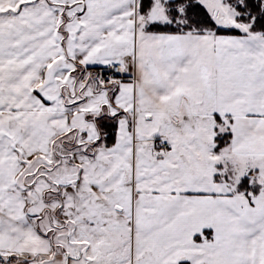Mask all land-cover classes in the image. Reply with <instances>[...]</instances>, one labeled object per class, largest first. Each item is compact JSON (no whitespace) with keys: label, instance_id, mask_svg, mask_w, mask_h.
<instances>
[{"label":"snow or ice","instance_id":"obj_1","mask_svg":"<svg viewBox=\"0 0 264 264\" xmlns=\"http://www.w3.org/2000/svg\"><path fill=\"white\" fill-rule=\"evenodd\" d=\"M0 264H264V0H0Z\"/></svg>","mask_w":264,"mask_h":264}]
</instances>
